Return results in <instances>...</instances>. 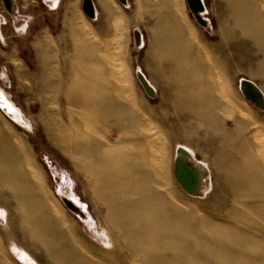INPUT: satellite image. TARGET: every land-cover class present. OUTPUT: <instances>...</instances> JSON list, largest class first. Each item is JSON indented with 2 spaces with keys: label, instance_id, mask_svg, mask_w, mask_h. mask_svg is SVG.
Listing matches in <instances>:
<instances>
[{
  "label": "rangeland",
  "instance_id": "obj_1",
  "mask_svg": "<svg viewBox=\"0 0 264 264\" xmlns=\"http://www.w3.org/2000/svg\"><path fill=\"white\" fill-rule=\"evenodd\" d=\"M90 1L92 17L83 0H14L11 14L0 0V99L10 107L0 106V264H55L29 236L31 219L42 233L61 232L100 258L126 263L121 229L107 218L96 176L67 150V115L80 112L67 101L81 93L80 50L96 68L101 94L127 114L118 122L121 135L104 130L111 149L127 141V167L111 171L108 183L152 180L135 198L158 195L167 219L191 238L174 242L178 254L150 248L148 259L264 264V108L246 100L239 84L247 78L264 96V0H202L204 26L186 0ZM220 40L226 47L216 57L209 43ZM48 80L56 111L46 116ZM129 115L138 129L126 126ZM54 122L64 127L49 130ZM179 146L204 169L194 194L176 180ZM105 193L116 196L113 188ZM189 219L213 232L196 230ZM160 233L176 236L172 227Z\"/></svg>",
  "mask_w": 264,
  "mask_h": 264
},
{
  "label": "bare ground",
  "instance_id": "obj_2",
  "mask_svg": "<svg viewBox=\"0 0 264 264\" xmlns=\"http://www.w3.org/2000/svg\"><path fill=\"white\" fill-rule=\"evenodd\" d=\"M205 12L206 9L204 8L199 15L202 16ZM204 21L206 24L208 23V20L204 19ZM79 35L80 37H83L82 33H79ZM136 41H139V36L136 38ZM80 52L81 50L77 56L79 55L78 58H80L81 63L78 64L79 68L78 66L76 67L80 69L77 70L81 71L82 74L76 81V84L81 93L76 94L75 96L68 95L67 97L68 103H73L72 105H74L80 112H70V114L67 115V121L72 123L70 127L65 129L68 136L71 138L67 141V150L72 155L75 164L79 165L83 160L81 163V170L84 173L96 176L97 190L103 194L100 201L107 206L109 211L110 217L108 216L107 218H110L109 221L114 228L121 229V231H119V233L121 232L119 237L123 243L122 253L125 254L122 255L125 257V264H194V262L198 260L196 256L185 257L183 259L168 257L169 259L163 261L148 259L149 255L147 251L150 248L156 252L174 251L178 254L180 250L173 246L175 244L174 242H180L181 240L191 238L179 234L183 231L182 225H178L174 223L173 220L167 219L163 211L164 205L161 201L162 199L158 195L144 196L139 199L135 198V195L147 193L154 184L152 180L143 178V180L140 181L134 178H129L128 185L123 184L121 180V182H117L116 184L108 183L109 180H111L110 175L113 177L111 171H114V175H117L120 169L127 167L124 165L125 162L123 160L125 153L124 146L127 145V141L124 140L125 144L111 149L105 144L107 138L104 130L114 127L117 128L116 131H114V134L121 135L119 128L121 126H118V122L123 116H127V114H124L126 113L125 111L123 114L120 111H115L116 106L111 105L106 98H104L101 91L98 89L99 87H97L100 80L95 74V67L91 65L92 60L87 55H84L83 52ZM141 78L146 82L143 76ZM46 79H48V77H46ZM85 80H87V84H85ZM243 81L246 80H242L241 82ZM146 83L148 84V82ZM45 86L47 88V97L44 115L49 116L52 112L55 113L56 110L53 107V98L49 96V93H52L49 80L46 81ZM148 86L150 90L153 91L149 84ZM252 86L254 85L252 84ZM254 88L257 92L262 94L255 86ZM0 106L5 111H10V107L3 99H0ZM128 118L129 122L126 126H129V128H132L133 130L138 129L131 120L130 115ZM62 127L64 126L54 122L52 125L48 126V129L57 132L60 131ZM147 160L148 159L143 155L144 163L147 162ZM175 160H182L184 164L192 170L198 180V191L204 181V169L201 167L200 163L195 160L193 154L188 149L181 146L176 149ZM112 161L115 162V166L111 165ZM188 161L190 164H188ZM140 164L141 163L138 161V163H135L134 167L137 168ZM0 181L4 183L1 179ZM139 182L144 185H142V187L139 186ZM112 188L116 191V196L113 199L109 198L105 193V190H110ZM114 215L120 216L121 219H114ZM49 222L50 220L48 219L43 223L48 224ZM188 222V225L197 227L196 230L201 228L206 231V233L213 232L209 231L211 228L209 227L210 225L202 223L201 221L189 219ZM26 223L31 227V229L28 230L29 236L38 241L45 248L55 264H113L111 259L100 258L92 254V252L79 247V245L73 242L72 238L61 234V232L57 235L54 234L53 236L47 232L42 233L39 231L37 224L33 219L26 220ZM171 227L174 229V232H176V236L169 241L161 237L162 233H160V230L166 228L169 229Z\"/></svg>",
  "mask_w": 264,
  "mask_h": 264
},
{
  "label": "water",
  "instance_id": "obj_3",
  "mask_svg": "<svg viewBox=\"0 0 264 264\" xmlns=\"http://www.w3.org/2000/svg\"><path fill=\"white\" fill-rule=\"evenodd\" d=\"M13 1L14 0H1L5 11L9 14L13 12ZM186 2L195 20L202 26L206 25L204 19L199 15L204 9L202 0H186ZM83 10L87 16L92 17L93 6L90 0H83ZM140 79L143 87L150 89L148 84L141 77ZM240 90L246 100L258 108H264V98L262 94L257 92L250 82H240ZM175 176L178 183L187 193L194 194L197 192V177L182 160H175Z\"/></svg>",
  "mask_w": 264,
  "mask_h": 264
},
{
  "label": "crops",
  "instance_id": "obj_4",
  "mask_svg": "<svg viewBox=\"0 0 264 264\" xmlns=\"http://www.w3.org/2000/svg\"><path fill=\"white\" fill-rule=\"evenodd\" d=\"M220 1V0H219ZM243 39H247V38H243ZM209 45H210V47H211V51H212V55H215L216 57L218 56V54L220 55V53H221V51H220V48L221 47H226V43L225 44H223V42H222V40H220V41H216V42H213V43H209ZM246 59V61L248 62V58H247V56L245 57ZM257 64H259V63H257ZM229 67H228V64L225 66V69L227 70ZM242 79V78H241ZM241 79H240V81H239V84H240V82H241ZM245 79H247V78H245ZM244 79V80H245ZM246 81H248V82H250V83H252L259 91H260V89L258 88V86L256 85V84H254V82L253 81H251V80H249V79H247ZM261 92V91H260ZM262 93V92H261ZM263 95V94H262ZM248 143V142H247ZM247 143H245V144H247ZM238 148L239 149H242L243 147H241V145H239L238 146Z\"/></svg>",
  "mask_w": 264,
  "mask_h": 264
}]
</instances>
